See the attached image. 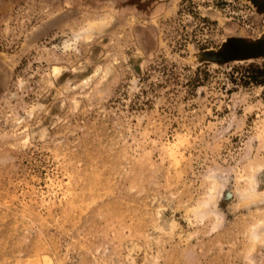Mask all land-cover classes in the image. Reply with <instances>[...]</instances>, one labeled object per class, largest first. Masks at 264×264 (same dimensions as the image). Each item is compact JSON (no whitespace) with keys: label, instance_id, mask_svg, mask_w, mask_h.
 I'll return each mask as SVG.
<instances>
[{"label":"rangeland","instance_id":"rangeland-1","mask_svg":"<svg viewBox=\"0 0 264 264\" xmlns=\"http://www.w3.org/2000/svg\"><path fill=\"white\" fill-rule=\"evenodd\" d=\"M0 4V264H264V0Z\"/></svg>","mask_w":264,"mask_h":264},{"label":"bare ground","instance_id":"bare-ground-1","mask_svg":"<svg viewBox=\"0 0 264 264\" xmlns=\"http://www.w3.org/2000/svg\"><path fill=\"white\" fill-rule=\"evenodd\" d=\"M8 1L12 0H0V4H6ZM116 2H120L126 5H136V6H148L150 5V0H116Z\"/></svg>","mask_w":264,"mask_h":264},{"label":"trees","instance_id":"trees-1","mask_svg":"<svg viewBox=\"0 0 264 264\" xmlns=\"http://www.w3.org/2000/svg\"><path fill=\"white\" fill-rule=\"evenodd\" d=\"M249 81L252 83L263 85L264 84V70L255 69L252 71Z\"/></svg>","mask_w":264,"mask_h":264}]
</instances>
